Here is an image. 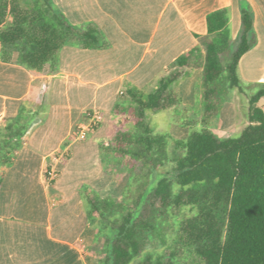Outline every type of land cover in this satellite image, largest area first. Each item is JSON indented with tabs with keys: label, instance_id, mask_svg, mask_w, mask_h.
<instances>
[{
	"label": "trees",
	"instance_id": "16d2710c",
	"mask_svg": "<svg viewBox=\"0 0 264 264\" xmlns=\"http://www.w3.org/2000/svg\"><path fill=\"white\" fill-rule=\"evenodd\" d=\"M241 21L237 47L226 62L221 54L231 40L228 16L216 9L206 17L208 33L200 37L202 64L195 48L176 58L153 91L128 84L121 93L112 110L118 126L110 140L111 154L102 160L106 165L112 157L121 164L136 160L147 173L139 172L115 195L83 188L87 215L96 227V239H102L98 264H264V110L258 105L264 83L249 96V123L239 135L219 137L211 129L226 88L243 91L238 62L255 41L249 8H242ZM69 43L81 48L110 45L94 22L71 23L52 0H0L1 61L11 63L15 57L32 72L53 71L60 50ZM188 54L195 57L193 65L202 68V109L192 119L179 117L189 133L175 140L182 152L170 157L169 136L154 131L146 111L181 104L173 83L190 65ZM41 111V105L34 110L22 107L0 129V166L12 163L28 123ZM124 121H132L133 128L120 127ZM169 161L173 178L156 172ZM187 206L195 212L182 218L173 233L157 230L160 218ZM153 234L163 250L143 256Z\"/></svg>",
	"mask_w": 264,
	"mask_h": 264
},
{
	"label": "crops",
	"instance_id": "0c3cea01",
	"mask_svg": "<svg viewBox=\"0 0 264 264\" xmlns=\"http://www.w3.org/2000/svg\"><path fill=\"white\" fill-rule=\"evenodd\" d=\"M52 1L71 23L94 22L110 45L66 44L56 69L44 73L26 69L15 57L11 63L0 59V129L22 107L42 106L28 123L12 163L0 166V264H98L100 243L82 191L87 187L103 196L118 190V179L102 160L111 154L110 140L118 126L114 105L128 84L153 91L176 58L190 50L199 48L202 64L205 50L200 37L208 33L210 12L226 10L230 38L238 42L241 11L249 8L255 41L240 57L237 73L242 86L254 87L253 93L264 83V0ZM188 56L190 65L184 69L197 71L199 80L194 81L199 86L192 88L193 103L194 93L184 99L174 89L186 113L178 119H192L202 109V68L193 65L192 54ZM231 89L226 88L211 123L219 137H231V132H241L249 123L248 111L238 123L237 96ZM262 101L264 96L258 101L264 110ZM94 108L102 112L99 125L88 130L84 140H73ZM178 125L189 133L180 120ZM64 141H70L67 154L55 162ZM53 162L59 175L48 182L46 169Z\"/></svg>",
	"mask_w": 264,
	"mask_h": 264
},
{
	"label": "rangeland",
	"instance_id": "374dc122",
	"mask_svg": "<svg viewBox=\"0 0 264 264\" xmlns=\"http://www.w3.org/2000/svg\"><path fill=\"white\" fill-rule=\"evenodd\" d=\"M237 41L231 40L229 47L224 50V52L221 54V59L223 62H226L228 60V57L231 52H233L237 47ZM197 71H194L192 69H183V76L178 79L176 82L173 83V88L177 90L179 93L183 95L184 99H187L189 94H192L191 100L193 103L196 101V94L192 91L197 88L198 90V82L194 80H199V77L197 75ZM190 76H192L193 79H190ZM191 82H190V81ZM193 84V85H192ZM254 87L252 85H245L243 86V91L238 90L237 88H232L231 94H236V103H237V115H238V123L240 124L241 120H243L246 116V113L248 111L249 107V96L253 93ZM248 96V98H247ZM262 105H264V101H262ZM184 104L177 105L176 108L159 111V112H153L150 110L146 111V116L148 121L150 122L151 127L156 132H162L164 134H167L169 136V146H168V155L170 157H173L179 153H181L180 148H176L175 146V140L178 139H184L186 137L187 129L184 128L181 125H178L179 119L177 118V115H182L183 118L186 117V113L182 111ZM196 110V106H191V111ZM184 113V114H183ZM119 126L124 129H131L133 128V122L132 121H124L123 124L119 122ZM241 132H231L228 136H237ZM227 135V134H226ZM129 162V161H128ZM119 163L116 162L115 159L112 157V159L109 161L108 165L113 173L114 176L118 179L119 185H118V193H120L123 189V187L131 180H133V177L136 175H139V172H143L142 174L147 173L146 167L140 168L139 161L132 160L129 163ZM158 174L168 175L170 178H173L174 171H173V162L169 161L166 162L163 165H159L156 171ZM115 195V194H114ZM195 212V210L189 206L184 207L181 209L178 213H173L170 215L165 216L164 218H160V223L158 226V231L165 232L167 234L173 233L175 227L179 223V221L182 218H185L187 216L192 215ZM100 245L102 244V239H100ZM163 250V246L160 244L158 238L156 235H152L149 237V241H147L146 248L143 251L142 255L144 256L148 252L153 253H161ZM141 257L136 258L134 262H139Z\"/></svg>",
	"mask_w": 264,
	"mask_h": 264
},
{
	"label": "built area",
	"instance_id": "2783aa9c",
	"mask_svg": "<svg viewBox=\"0 0 264 264\" xmlns=\"http://www.w3.org/2000/svg\"><path fill=\"white\" fill-rule=\"evenodd\" d=\"M122 93V92H120ZM102 120V112L94 108L89 112L88 122L82 126H80L77 131L76 135L72 138L73 140H84L87 136V132L90 129L95 128L99 125L100 121ZM1 121V117H0ZM70 141H64L60 149L55 154V162H60L67 154V146L69 145ZM109 144V142L107 143ZM53 164L49 165L46 169V178L48 182H53L59 175V168Z\"/></svg>",
	"mask_w": 264,
	"mask_h": 264
}]
</instances>
